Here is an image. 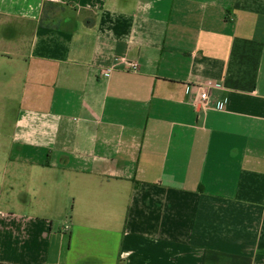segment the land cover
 Instances as JSON below:
<instances>
[{
  "label": "crops",
  "instance_id": "0c3cea01",
  "mask_svg": "<svg viewBox=\"0 0 264 264\" xmlns=\"http://www.w3.org/2000/svg\"><path fill=\"white\" fill-rule=\"evenodd\" d=\"M0 154V264H264V0H0Z\"/></svg>",
  "mask_w": 264,
  "mask_h": 264
},
{
  "label": "built area",
  "instance_id": "2783aa9c",
  "mask_svg": "<svg viewBox=\"0 0 264 264\" xmlns=\"http://www.w3.org/2000/svg\"><path fill=\"white\" fill-rule=\"evenodd\" d=\"M130 67L132 70H135L137 68V64L136 63H132L130 64ZM207 88L204 89V86H199V93H198V97L199 99L202 101V103L206 104L208 98H209V89H210V86L207 85L206 86Z\"/></svg>",
  "mask_w": 264,
  "mask_h": 264
},
{
  "label": "rangeland",
  "instance_id": "374dc122",
  "mask_svg": "<svg viewBox=\"0 0 264 264\" xmlns=\"http://www.w3.org/2000/svg\"><path fill=\"white\" fill-rule=\"evenodd\" d=\"M8 108H9V110H8L7 114L10 115V113L12 112V106H9ZM2 161H3V156H2V154H0V162H2Z\"/></svg>",
  "mask_w": 264,
  "mask_h": 264
}]
</instances>
